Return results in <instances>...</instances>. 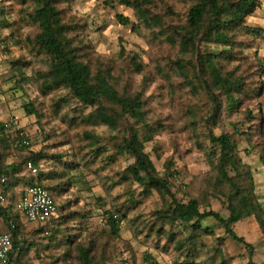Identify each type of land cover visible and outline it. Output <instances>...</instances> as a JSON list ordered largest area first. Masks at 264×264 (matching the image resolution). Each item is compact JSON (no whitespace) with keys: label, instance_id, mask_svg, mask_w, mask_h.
Returning a JSON list of instances; mask_svg holds the SVG:
<instances>
[{"label":"rangeland","instance_id":"obj_1","mask_svg":"<svg viewBox=\"0 0 264 264\" xmlns=\"http://www.w3.org/2000/svg\"><path fill=\"white\" fill-rule=\"evenodd\" d=\"M152 1V7L158 15H166L168 7L178 13L171 19L163 16L166 22L172 20L175 21L174 24L184 21L180 17L185 18L190 7L184 0ZM70 8L69 18L78 25L87 24L85 33L94 46L95 56L103 62L115 60L120 64L122 47L130 54L138 55L150 69L156 63L166 67L177 56L173 47L149 38L150 34L144 27L138 25V29H134L133 25H124L118 21L117 15L122 14L136 25L138 21L133 8L120 3L111 6L101 0H75ZM2 9L4 15L1 20L4 22L0 21V123L9 124L6 132L9 144L5 149L8 156L5 162L22 161V157L30 151H43L50 158L40 163L42 170L53 169L64 173L66 167L71 168V164L73 167L74 163L77 164L74 169H69L70 173L65 174L62 180L52 183H61L66 189L56 196L62 214L77 213L76 219L69 218L64 222L61 228L64 231L50 242L36 234L38 226L22 216V237L27 243H35L28 252L25 263L78 264L74 260L77 253L75 245H65L70 236L76 235L79 243L93 246L96 264H184L185 254L178 251L173 243H168L163 234L147 236L154 221L153 213L162 207L163 199L157 191H153L150 197L142 196L143 187L125 173V169L133 163L129 155H120L115 162L108 158L121 142L120 139H115V133L105 125H70L68 121L71 118L86 113L89 109L82 108L81 113L76 114L77 107L73 101L63 102L61 114L55 115L52 102L65 96L67 91L61 90L51 95L41 93V76L48 69L50 59L28 42L38 31L29 16L32 12L30 2L23 4L21 0H0V11ZM247 25L264 29V0L259 9L247 18ZM242 38L252 45L246 52L249 54L251 67L254 65L252 71L257 73L260 67L264 69V38H253L249 34H244ZM205 49L217 51L221 47L210 44L205 45ZM258 75L255 77L252 74L249 79L254 84L261 85L262 95L248 101L240 113L225 108L217 115L215 124L210 120L213 102L205 93L195 95L186 80L176 77L168 79L156 74L150 77L145 89V97L149 99L151 109L148 121L159 122L163 126L154 140L146 143V151L159 175L166 177L172 192L181 201L186 202L196 197L200 201H206L202 209H212L225 218L231 215V205L237 218L234 230L253 245L252 251L247 249L245 245L232 239L214 217H208L203 223L214 232L213 235H205L202 241L211 255L216 256V248L221 249V254L216 258L217 263L222 260L221 257H226L230 264H264V234L255 217L249 214L247 198H236L229 202L227 187L214 190L210 184L215 174V161L209 157L208 140L210 131L216 135L222 132L234 133V125H238L240 132L235 135V139L239 155L251 167L255 178V192L264 207V134H260L256 128L260 119L264 118V72ZM142 81V74L134 76L135 87ZM172 81L175 83L174 87L170 86ZM189 81H194L191 75ZM28 103H36L42 108L45 112L44 120L40 121L35 115L26 113L25 105ZM223 103L225 105L226 101ZM246 108L256 113L255 120H249L242 113ZM193 113L197 114V123L191 122ZM87 135H93L97 143ZM19 138L29 141L28 149L17 148ZM98 147L105 151L96 156L93 152ZM58 153L64 155V162L51 158ZM83 156L91 160V168L80 160ZM25 174L26 176L21 177H29V173ZM70 178L75 180L71 187H67L66 183ZM20 186L16 189V195L7 193L3 206L15 204L19 200L24 188ZM124 206H129L130 210L120 221V235L115 236L111 226L106 223V213L117 212L120 208L124 210ZM80 216H85L84 224H81ZM103 218L104 221L101 220ZM52 229L55 230V227ZM6 231V227H0V234ZM184 233L186 237L187 231ZM218 237L223 239V244H219ZM68 253L71 254L70 258L66 257ZM204 257L207 258L206 255ZM204 257L202 255L198 260L200 264H214Z\"/></svg>","mask_w":264,"mask_h":264},{"label":"trees","instance_id":"obj_2","mask_svg":"<svg viewBox=\"0 0 264 264\" xmlns=\"http://www.w3.org/2000/svg\"><path fill=\"white\" fill-rule=\"evenodd\" d=\"M74 1L21 0L23 4L30 2L32 5L29 16L38 29L28 42L44 52L50 59L48 69L41 76V93L51 95L61 90L67 91L65 96L52 102L55 115L61 114L63 102L73 101L77 107L76 114L81 113L82 108H87L89 111L71 118L70 121L66 119L70 125H105L115 133V139H120L121 142L116 146L114 154L108 158L111 162H115L118 156L129 155L133 163L125 169V173L143 187L142 196L150 197L153 191H157L163 199L162 207L153 213L154 221L149 227L147 236L163 234L168 243H173L178 251L185 254L184 264H200L198 260L202 255L203 257L206 255L207 258H204L213 261L214 264H230L226 257H221L222 260L217 263L216 258L219 253L221 254V249L216 248L218 251L216 256L211 255L202 241L205 235H213L214 232L203 223L208 217H214L225 227L226 233L232 239L252 251L253 245L243 236L238 235L233 228L237 218L231 205L229 206L231 215L225 218L212 209L206 207L202 209L206 201H200L196 197L186 202L181 201L172 192L166 177L159 175L146 151V143L153 141L163 126L159 122L148 121L151 109L149 99L145 97V89L153 75L161 74L168 79L176 77L186 80L195 95L205 93L211 99L214 104L210 118L212 123H216L217 115L221 114L225 108L231 112L240 113L248 101L259 98L263 93L261 85L254 84L249 77L252 74L255 77L258 74L262 75L264 69L260 67L257 73L252 71L254 65L251 67L249 54L246 52L247 49L252 48V45L242 38L244 34H249L253 38H264V29L247 25V18L259 9L262 0H184L190 4V7L186 17H180L184 19L180 24H174L175 21L172 20H169V23L166 22L165 16L171 19L178 13L168 7L166 15H163L164 18L154 11L152 0H101L107 5L113 6L115 3H120L133 8L138 21L136 25L122 14L117 15L118 21L124 25L131 24L134 29H138V25L142 26L150 34L149 38L176 49L177 56L174 61H169L166 67L156 63L152 69L148 68L138 55L130 54L124 47L119 55L120 64H117L115 60L106 63L97 58L94 54V46L85 33L87 24L78 25L69 18L70 7ZM3 15L4 9L0 11L1 22H4L1 20ZM210 44L219 46L221 49L206 51L205 45ZM136 74H142L143 81L135 87ZM190 75L194 79L193 82L189 81ZM174 85V81L170 82L171 87ZM223 101H226L225 105ZM25 111L29 115H35L40 121L45 118V112L36 103L26 104ZM191 111L195 110L191 109ZM242 113L249 120L256 119V113L250 108H246ZM192 115L194 117L191 122L197 123L195 118L197 114ZM234 128H236L234 133L222 132L219 135L213 131L208 133L209 157L215 161V174L210 184L214 190L227 187L229 202L246 197L249 214L255 217L264 234V207L255 192V178L251 167L244 163L239 155L235 139V135L240 132L238 125L235 124ZM256 128L260 134H264V118L260 119V124ZM8 129L5 124L0 123V180L3 176L6 177L5 195L7 197L9 192L16 195V189L20 185L24 188L30 184L43 186L57 205V214L52 220L55 230L52 226L51 229L54 232L45 236V226L33 224L38 226L36 234L47 238L50 242L54 241L56 235L64 231L61 229L64 222L69 218L76 219L77 213L62 214L56 196L61 195L66 189L61 183H52L62 180L65 174L70 173L69 169H74L77 164L74 163V167L71 164V168L66 167L64 173L53 169L42 170L40 163L50 158L43 151H30L28 155L22 157V161L6 163L8 154L5 149L9 144L6 135ZM251 134H253L252 131ZM87 136L97 143L93 135ZM19 139L17 148L28 149L29 146L23 143L22 138ZM104 151L102 147H98L93 153L97 156ZM54 157L59 159L57 161H65L63 154H54L51 158ZM80 160L85 161V166L91 168V160L86 156L81 157ZM28 161L38 166L37 174L32 175L27 171ZM25 173H29V177H21L26 176ZM123 178L127 179L126 176ZM74 180L75 178L68 179L66 186L71 187ZM16 203L7 206H3V203L0 206V218L7 231L13 233L15 253L11 255V258L18 264H26L25 258L35 243H27L22 237V214L16 209ZM123 208L125 209L120 208L117 212L106 213L108 215L106 223L111 226L115 236L120 235V221L130 210L129 206ZM114 215H117V218H114ZM79 219L81 224H84L85 216H80ZM12 225L15 227L12 228ZM185 231L188 233L186 237ZM217 240L219 244H223L221 237ZM65 245H75L77 253L74 260L78 264H96L93 246L79 243L76 235L70 236ZM66 257L70 258L71 254L68 253Z\"/></svg>","mask_w":264,"mask_h":264},{"label":"built area","instance_id":"obj_3","mask_svg":"<svg viewBox=\"0 0 264 264\" xmlns=\"http://www.w3.org/2000/svg\"><path fill=\"white\" fill-rule=\"evenodd\" d=\"M5 126L9 128V124L5 123ZM23 143L29 145L27 139H24ZM26 169L32 175L39 172L38 166L32 161L26 163ZM5 183L6 177L3 176L0 180V206L7 199L4 191ZM16 209L30 223H38L45 226V236L51 234L52 220L57 214V205L53 197L43 186L39 184L25 186L22 195L16 203ZM114 218H117V215H114ZM101 220L104 221L105 218ZM14 227L12 225V228ZM14 253L13 233L12 231H6L0 235V264H18L11 258V255Z\"/></svg>","mask_w":264,"mask_h":264},{"label":"crops","instance_id":"obj_4","mask_svg":"<svg viewBox=\"0 0 264 264\" xmlns=\"http://www.w3.org/2000/svg\"><path fill=\"white\" fill-rule=\"evenodd\" d=\"M19 198H20V197H19ZM0 224H1V225H0L1 228H3V227L5 228V227H6L5 224H4V222H3V220H2L1 218H0Z\"/></svg>","mask_w":264,"mask_h":264}]
</instances>
